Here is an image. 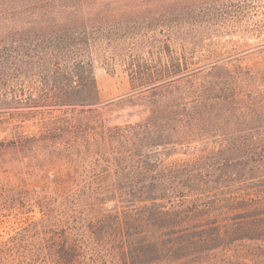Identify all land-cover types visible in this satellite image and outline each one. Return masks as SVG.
Wrapping results in <instances>:
<instances>
[{
	"label": "rangeland",
	"instance_id": "obj_1",
	"mask_svg": "<svg viewBox=\"0 0 264 264\" xmlns=\"http://www.w3.org/2000/svg\"><path fill=\"white\" fill-rule=\"evenodd\" d=\"M131 23L140 29L116 57L95 59L98 104L15 107L1 98L0 187L37 189L53 211L8 202L0 233L45 219L86 247L83 264H124L109 214L143 205L114 191L130 185L134 164L264 144V0H158ZM227 245L192 264H264V242Z\"/></svg>",
	"mask_w": 264,
	"mask_h": 264
},
{
	"label": "trees",
	"instance_id": "obj_2",
	"mask_svg": "<svg viewBox=\"0 0 264 264\" xmlns=\"http://www.w3.org/2000/svg\"><path fill=\"white\" fill-rule=\"evenodd\" d=\"M155 1L0 0V100L32 108L98 104L95 59L116 57L140 29L131 21ZM131 176L114 191L143 205L109 214L124 264L201 263L229 243L264 242V144L255 139L188 160L134 164ZM15 200L21 211H53L37 189H1V207ZM44 220L0 233V264H36L48 255L54 264H83L86 247Z\"/></svg>",
	"mask_w": 264,
	"mask_h": 264
}]
</instances>
